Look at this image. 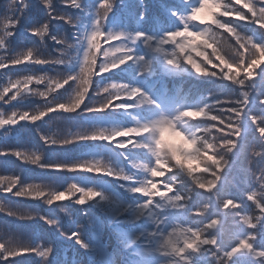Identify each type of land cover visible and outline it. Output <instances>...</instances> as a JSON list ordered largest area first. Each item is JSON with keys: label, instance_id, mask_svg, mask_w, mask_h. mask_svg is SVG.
Instances as JSON below:
<instances>
[{"label": "trees", "instance_id": "obj_1", "mask_svg": "<svg viewBox=\"0 0 264 264\" xmlns=\"http://www.w3.org/2000/svg\"><path fill=\"white\" fill-rule=\"evenodd\" d=\"M219 2L239 9L245 14V19L240 20L234 13L230 16L217 13V20L228 22L246 39L264 45V28L251 22L253 14L243 7L242 2ZM253 2L257 8L264 7V0ZM10 3L11 0H0V35L5 31L13 33L0 47V64L4 65L0 67V93L5 88L9 89L0 100V113L5 117L14 111L18 114L28 111L31 115L43 110L49 101L55 106V101L68 102L74 97L76 82L70 80L64 84L63 81L68 75L79 72L87 47L86 37L96 30V22L104 13L101 5L105 3L112 6L100 24L101 30L122 34V39L109 41L103 35L98 38L100 51L96 54L93 83L84 104L88 107L102 104L108 96L102 88L112 83L123 84L128 89H140L141 99L148 97L151 103L141 104L138 100L127 111L81 109L65 113L57 108L35 123L19 121L17 116V124L0 127V152L6 153L0 155V207L4 209L0 211V245H3L0 264H264V257L255 255L256 251L264 250V213L258 208V204L264 205V137L257 131L258 126H264V103H261L264 100V63L255 69L251 80L240 86L217 76L200 75L186 63L187 55H191L201 67L208 72H217L219 76L223 65L201 40H195V45H199L196 50L189 48L185 53L178 52L176 43H162L169 32H184L189 17L188 31L203 30L211 25L222 38L230 41L235 50L225 48L222 52L229 62L239 61L238 51L245 53L246 63L255 58L239 47L234 34L211 24L207 9L199 14L203 23L190 19L191 9L199 7L198 0H76L80 4L78 8L73 6V0H16L12 9L9 8ZM6 17L14 22L7 28ZM45 25L47 31L41 39L35 32ZM137 33L144 35L136 39ZM53 37L61 42L54 41ZM175 39L180 43L192 40L184 36ZM120 44L131 49L129 55L132 59L108 73L97 74L103 51ZM29 50L33 52L30 60L13 63L16 58L22 59ZM199 52L205 55H199ZM113 55L120 56L121 53L114 52ZM260 55L264 57V51ZM206 56L212 63H208ZM35 59H62L65 63L37 65ZM169 59H175L176 63L169 64ZM28 76L46 79L40 84L33 79L27 91L12 100L17 92L13 85L21 81L20 87L23 88V81ZM56 82L63 87L57 84L56 87L61 88L49 92L46 98L31 94L48 92ZM245 93L248 102L239 121L240 136L237 138L226 126L228 118L233 116L228 109L241 107L236 102H242ZM133 99L136 98L122 93L113 98L112 104L114 106L123 100L131 103ZM217 101L220 103L216 104ZM204 107L211 113L187 117V120L177 123L189 135H194L197 129L215 125L209 136L214 148H201V152L223 156L225 163L217 172L220 177L217 186L210 191L197 187L185 170L173 167L174 162L164 169L163 177H151L154 156L146 148L131 147V143L129 148L120 149L98 141L109 138L104 136L63 146L46 144L41 138L87 136L101 130L110 134L157 120H175L182 111ZM210 115L220 116L225 122L212 121ZM142 135L130 133L129 137L114 138L113 143L116 140L134 142ZM167 139L171 144L180 143L177 137L168 136ZM230 139L237 140L231 152L223 146ZM140 142L153 143L146 138ZM16 151L40 154L45 165L100 162L127 179L107 176L103 168L100 173L46 170L13 155L12 152ZM208 164L210 162L205 157L200 168ZM88 170L94 171L95 168ZM212 170L216 169L213 167ZM194 175L201 182L213 179L211 172L197 171ZM13 178L18 182L8 191ZM148 180L166 193V186L171 185L173 192L167 193L170 197L149 198L132 191L135 187L145 186ZM29 184H41L53 192H66L76 184L98 195L80 204L77 199L81 194L77 192L51 205L44 198L14 195ZM254 195L256 200L251 201L248 196ZM175 196L183 199L175 201ZM225 200H232L239 207L223 209ZM217 216L221 217L219 224L206 229L209 219ZM244 216L252 217L255 227L244 224ZM183 228L205 229L203 235L216 238L217 243L215 246L201 245L198 252L188 251L184 258H178L165 247V241L173 231ZM73 234H76L75 238ZM248 236L255 237L252 252L241 251L230 259L225 256L239 239ZM9 247H15L11 254ZM45 252L47 256L42 255Z\"/></svg>", "mask_w": 264, "mask_h": 264}, {"label": "snow or ice", "instance_id": "obj_2", "mask_svg": "<svg viewBox=\"0 0 264 264\" xmlns=\"http://www.w3.org/2000/svg\"><path fill=\"white\" fill-rule=\"evenodd\" d=\"M199 7L194 6L191 9V20H200L201 23L204 21L200 17V13L207 9L209 18L211 20V24L216 25L217 28L225 29L228 33H232L235 35V39L237 43L239 44V47L241 49H246L248 53L255 58L250 59L246 63L245 61V53L239 52L238 55L240 56L239 61H233L229 62V60L225 57V55L222 54L223 50L225 48L234 49V46L230 43V41L227 38H222L221 35L214 31L211 28V25H209L207 28L203 30H197L194 32L188 31V24L187 21L189 17H187V21L185 22L184 32L181 31H172L169 32L166 35L165 39L162 41V43H169L173 42L177 44L178 52L179 53H185L186 49L191 48L192 50H196V48L199 47V45H195V40L199 39L202 41L204 45H206L208 48L212 49V55L216 57L217 60L220 61V64L223 65V67L220 69V73L218 76L217 72H208L205 68L201 67L200 64L196 63V61L193 60L191 55H187L186 57V63L188 65H191V68L195 69V72L200 75H212L217 76L219 78H222L225 81H230L232 83H235L237 85L243 86L246 82V80H251L253 76L255 75V69H257L261 63H264V57H261L260 53L261 51H264V45L256 44L250 39H246L244 36H242L237 30L232 27L228 22H220L216 19V14L219 13L223 16H230L233 13L240 19H245V14L242 13L239 9H233L230 7H227L225 4L219 2V0H198ZM237 2H242L243 7L248 10V12H251L253 14L252 21L255 24H259L260 28H264V7L257 8L256 4L253 2V0H237ZM16 4V0H11V3L9 4V8L12 9L13 6ZM73 6L75 8L80 7L79 3H76V0H73ZM111 4H102L101 7L104 9V13L100 20H98L97 27L95 31H92L90 35L86 37V43L87 47L86 50L83 52V62H81V67L79 69V72L74 75H68L64 78L63 83L67 84L70 80L76 82V88H75V95L74 97L68 101V102H57L55 101V106L52 101H49L46 104V107L43 110H38L34 114L29 115L28 111L23 112L22 114H18L17 112H12L10 116L5 117L2 113H0V127H3L4 125H15L18 123L17 116H19V121H26L30 120L32 123H35L36 121H40L43 117L48 115L49 113L55 111L57 108L62 110L65 113H73L77 112L78 110L83 109L84 111H97L102 112L105 110H116V109H123V110H130L135 106V102L139 100L141 104L143 103H151L148 97H143L141 99L142 93L141 90L138 88L134 89H128L127 86L123 84H117L112 83L111 85H108L104 88H102V91L105 93H108L107 98L100 103L99 105H95L93 107H88L86 104H84L85 98L88 95L89 87L92 85V75L93 69L97 65V56L96 54L100 51V45L97 42L98 38L100 36H104L105 40H117L121 41L122 34H112V33H105L101 30L100 24L101 22L106 18L108 12L111 10ZM26 7V6H25ZM223 10V11H221ZM14 23L11 19L6 17V24L5 28H7L8 24ZM47 31V26L43 29L36 30L35 34L39 35L41 39L43 38L44 34ZM13 35L10 31H5L3 35H0V47H2L5 43V40L7 37ZM143 33H137L136 39H139L143 37ZM184 36L187 38H192V40L188 43H180L176 41V37ZM54 41H57L56 37H53ZM61 42V41H57ZM250 45V47H249ZM68 47H71L68 45ZM114 52H120V56H114ZM131 52V49H125L122 44L115 48H108L107 50L103 51V59L101 60L99 64V73H108L112 69H117L121 65L125 64L126 62L130 61L132 59V56L129 55ZM63 54V53H62ZM199 55H205L203 52H199ZM33 57L32 50H29L26 55H23L21 58H16L13 60L14 64H20L23 61H28ZM208 61V63H212L210 57H205ZM37 65H42L46 63H55V64H64L65 61L62 59H58L55 61H47L43 59H35L34 61ZM169 64H175V59H169ZM226 65V66H225ZM246 65V66H245ZM3 64H0V67H3ZM215 67H219L218 65H214ZM224 68L227 69V71H224ZM229 68L231 71H229ZM235 73V75H233ZM243 76V78H241ZM35 79V82L37 84L43 83L46 77H39L35 78L32 76H28L23 81V88L20 87L21 81H17L13 87H16L17 92L16 95L12 96V100H16L18 96H21L23 92L27 91V86L29 83L32 82V80ZM59 84L61 87L63 85L59 82H56L55 87H49L48 92H32L31 94H38L41 97H47L49 92L55 91L58 88L56 85ZM9 91L8 88L4 89V92L0 93V100L4 99V94ZM100 91V90H99ZM98 91V92H99ZM122 93H126L129 98H136L133 99L131 103L128 102V100H123L118 104H115L113 106L112 101L114 97H119ZM247 93L244 94V100L242 102H236L241 107L236 108H229L228 111L233 114V116H230L228 118L227 127L231 129V135H234L235 137L239 138L240 136V128H239V121L244 111V105L247 104ZM220 102L217 101L216 104H219ZM261 103H264V100L261 101ZM84 104V107L81 108V105ZM185 112H195L199 113V115L196 116H205L211 113L207 107L204 108H197L194 110H185L182 111L179 116L173 119H162L154 121L151 124H141L134 127H126L122 128L117 131H113L110 134H106L104 131H98L91 134H87V136H69L68 138L63 139H51L49 140L48 137L42 136V140L49 145H69L73 143L78 142H84L87 140H98L94 139L95 137H104L108 136L109 138L98 140V141H104L108 144H112L117 148L120 149H127L129 148V143H131V147L135 148H146L149 150L152 155L154 156L155 160V166L151 168L150 175L151 177H163L165 175L164 169L168 167V165L165 166L164 169H159L156 165L157 159H163L166 154H170L169 150L167 148L163 147H157L156 141L159 139V131L160 129L164 127H174L180 131L179 124L177 121L180 120H187V117H196L191 115H185ZM209 119L212 121L219 120L220 123H224V119L217 115H210ZM252 121L254 124L257 123V120L255 117L252 118ZM215 127V125H210L208 127H204L202 129H197L194 135H189L187 133L184 134L188 137L189 140H192L196 145V150L198 155H203L204 159L206 157V160L210 162L207 166L200 168L199 171L203 172H211V175L213 176L212 180H208L206 182H201L199 178H197L194 173L197 171H188L185 169L187 174L192 177L200 189H207L212 190L217 186V182L220 179L217 172L221 169L222 163H225L223 156L217 157V155H207V153H202L201 148H205L208 150H211L214 148V144L209 142V136L211 135L212 129ZM144 129H148V131H143ZM222 131V130H221ZM257 131L260 134V136L264 137V126H258ZM130 133H135L137 136H141L142 138H146L148 136H153V143L151 144H142L140 141L141 139H137L134 142L132 141H125V140H116L114 143V138L116 137H129ZM237 140H227L224 142V147L227 151L231 152L236 147ZM199 145V146H198ZM6 153L0 152V155H5ZM13 155L22 158L25 162L31 163L32 165H38L41 168H44L46 170H52V171H69V169H73L74 172L77 171H83L88 173H100L101 168L104 169V174L110 177H115L118 179H127V177H121L114 173L110 168L104 166L100 162L95 163H78V164H51V165H45L41 162V155L37 154L35 152L31 153H25V152H12ZM95 168L94 171H89L88 169ZM213 167L216 169L213 171ZM163 171L164 174L160 175V172ZM17 179L13 178L10 180V187L8 188V191H11V186H15L17 183ZM211 186V187H210ZM167 187V193L173 192V188L171 185L166 186ZM135 193H141L145 197H154L159 196L161 198H168V194L164 191H160L158 189V186L152 182V180H148L146 185L143 187H135L132 189ZM80 193L81 195L77 199V202L80 204L86 203V201H89L90 199L96 197L98 195L97 192L90 190V189H83L76 184H72L67 191H51L48 188H41V184H29L27 186L21 187L19 190H17L14 195L17 197L22 196H31L33 198L39 199L44 198L46 202L51 205L54 201H61L66 199L68 195H72L74 193ZM249 198V196H248ZM175 201H180L183 199L181 196H175L173 197ZM256 196H252L251 201H255ZM259 209L261 213H264V205L258 204ZM147 206V205H146ZM237 208L239 205L232 201V200H225L222 204L223 209H229V207ZM4 209L0 207V211H3ZM9 215H12V213H9ZM243 223L248 225L249 227H255V225L252 223V217L244 216L243 217ZM218 224L217 219H212L210 223L206 225V229H212ZM205 229H195V228H183L180 230L173 231L169 237L165 241V247L170 250L171 253H173L178 258H184L186 253L188 251L192 252H198L200 250L201 245H209V246H215L217 243L216 238H207L203 235ZM74 238L76 234H73ZM254 236H248L247 238H241L239 239L238 243L235 247L231 248L230 251L225 253V256L227 258L233 257L235 254L240 253L241 251H249L252 252L254 250V246L252 243V240H254ZM0 248H3V245H0ZM15 247H9L8 252L9 254L12 253L13 249ZM42 255L47 256V252L42 253ZM255 255L258 257H264V250L256 251Z\"/></svg>", "mask_w": 264, "mask_h": 264}, {"label": "clouds", "instance_id": "obj_3", "mask_svg": "<svg viewBox=\"0 0 264 264\" xmlns=\"http://www.w3.org/2000/svg\"><path fill=\"white\" fill-rule=\"evenodd\" d=\"M170 35V34H167ZM229 71L231 69L229 68ZM185 115L196 116L199 113L195 112H185ZM148 131V129H145ZM177 137L180 140L179 144H171L169 143L167 137ZM146 139L152 140L153 136H148ZM156 146L167 148L170 154H166L163 159H157L156 165L159 169H164L166 165L174 162L173 167L179 169H187L188 171H199L200 165L205 163V159L203 155H198L196 150V145L192 140H189L187 136H185L184 132L168 126L160 129L159 131V139L156 141ZM207 166V165H206ZM171 171V168H168ZM164 172L161 171L160 175H163ZM211 187V186H210ZM41 188H45L44 185H41ZM249 199H252L250 196Z\"/></svg>", "mask_w": 264, "mask_h": 264}, {"label": "rangeland", "instance_id": "obj_4", "mask_svg": "<svg viewBox=\"0 0 264 264\" xmlns=\"http://www.w3.org/2000/svg\"><path fill=\"white\" fill-rule=\"evenodd\" d=\"M212 219H217V220H218V223H219V221H220V217H215V218H212ZM212 219H210V221H211Z\"/></svg>", "mask_w": 264, "mask_h": 264}]
</instances>
